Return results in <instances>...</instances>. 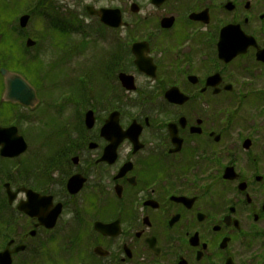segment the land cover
I'll return each mask as SVG.
<instances>
[{
    "label": "flooded vegetation",
    "instance_id": "af4514ba",
    "mask_svg": "<svg viewBox=\"0 0 264 264\" xmlns=\"http://www.w3.org/2000/svg\"><path fill=\"white\" fill-rule=\"evenodd\" d=\"M3 21L0 264H264V0H0ZM50 103L46 150L24 124Z\"/></svg>",
    "mask_w": 264,
    "mask_h": 264
},
{
    "label": "rangeland",
    "instance_id": "374dc122",
    "mask_svg": "<svg viewBox=\"0 0 264 264\" xmlns=\"http://www.w3.org/2000/svg\"><path fill=\"white\" fill-rule=\"evenodd\" d=\"M3 24L5 25V21H3L2 25L0 26L1 31L4 30ZM66 88H67L66 85H64V90ZM57 92L58 91H55L54 96L56 95ZM53 102L54 101H51V103H53ZM45 108H46V110H43L42 113H41V110H36L34 112H28L27 111V114L33 116V119L24 124V129L27 131L26 137L28 140V144H43L44 149L49 150L50 149L49 144H56L54 137H53L54 133L52 134V132H53L52 127L54 125H56L57 122L59 121L58 120L59 115L56 113V111H58L59 107L54 106L52 104L49 107V104H48L47 107H45ZM44 115H45V119H44ZM41 116H43V119L40 118ZM70 117L71 116L66 113L65 116L62 117V120L65 118L64 121H67ZM62 123H63V121H62ZM49 135H50V143H46ZM56 137H57V135H56ZM57 144H59V143H57ZM46 247L49 249L51 254H53L55 256V258L58 260L65 258L66 253H68V251L63 248V245L61 244L60 241L55 240L53 242H49V243H47ZM63 260H66V259H63ZM63 260H61L59 263H66Z\"/></svg>",
    "mask_w": 264,
    "mask_h": 264
},
{
    "label": "water",
    "instance_id": "95a60500",
    "mask_svg": "<svg viewBox=\"0 0 264 264\" xmlns=\"http://www.w3.org/2000/svg\"><path fill=\"white\" fill-rule=\"evenodd\" d=\"M25 20H23L24 22ZM6 78V93L5 98L13 102H20L21 104L33 107L37 102L34 89L21 77L16 74H9L7 70H2ZM130 87V86H129ZM87 123L91 120L90 115L87 113L85 117ZM13 140L11 144H26L21 136L16 134V129L12 128ZM24 147V146H23ZM24 149V148H23Z\"/></svg>",
    "mask_w": 264,
    "mask_h": 264
}]
</instances>
